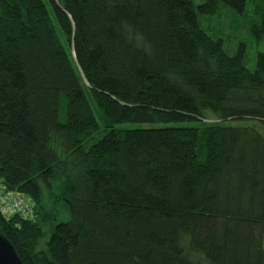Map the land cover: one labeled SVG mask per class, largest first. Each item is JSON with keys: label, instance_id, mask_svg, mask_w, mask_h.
I'll use <instances>...</instances> for the list:
<instances>
[{"label": "trees", "instance_id": "trees-1", "mask_svg": "<svg viewBox=\"0 0 264 264\" xmlns=\"http://www.w3.org/2000/svg\"><path fill=\"white\" fill-rule=\"evenodd\" d=\"M246 1L0 0V187L34 211L0 231L22 264H264V51L249 69L198 19ZM241 27L264 40V0Z\"/></svg>", "mask_w": 264, "mask_h": 264}, {"label": "rangeland", "instance_id": "rangeland-1", "mask_svg": "<svg viewBox=\"0 0 264 264\" xmlns=\"http://www.w3.org/2000/svg\"><path fill=\"white\" fill-rule=\"evenodd\" d=\"M195 4H197L200 0H192ZM259 0H247L245 11L243 13H236L228 10L226 12H223L220 15H223L224 13H227L230 16V19L232 20L231 23V31L228 28L227 24L229 22L226 20H220L217 13H214L212 15H204V16H198L199 23L201 27L206 30L207 32L215 35H219L224 39V45L225 47L232 48L236 44L245 42L246 48H245V64L249 69H252L254 67V63L256 60V56L258 52L264 51V40H255L251 39L248 35V33L242 29L241 24L243 22L245 15H251L253 12V6H256L258 4ZM204 17V18H203ZM202 18L204 19L205 23H203ZM225 25V26H223ZM230 32V33H229ZM236 45V46H237ZM232 124L235 125H243L246 123H251L252 120L250 119H240V120H231L229 121ZM197 122H182V123H169L168 125H181V126H194ZM116 127L120 128H131V127H145L149 126V124H139V123H133V122H123L115 125ZM259 131L264 135V127L259 128ZM51 193H48V190L45 191L43 195V216L42 222L43 225H46L44 227L45 230H49L50 223L54 222V219L58 220H65L68 218L67 210L64 206V203L62 200L58 198L59 190L56 187H53L50 189ZM37 219L40 217V215L36 214ZM48 238L47 235L43 237V240H46Z\"/></svg>", "mask_w": 264, "mask_h": 264}, {"label": "built area", "instance_id": "built-area-1", "mask_svg": "<svg viewBox=\"0 0 264 264\" xmlns=\"http://www.w3.org/2000/svg\"><path fill=\"white\" fill-rule=\"evenodd\" d=\"M0 214L10 217L15 214L34 219L33 201L22 191L0 187Z\"/></svg>", "mask_w": 264, "mask_h": 264}, {"label": "water", "instance_id": "water-1", "mask_svg": "<svg viewBox=\"0 0 264 264\" xmlns=\"http://www.w3.org/2000/svg\"><path fill=\"white\" fill-rule=\"evenodd\" d=\"M0 264H22L12 244L0 231Z\"/></svg>", "mask_w": 264, "mask_h": 264}]
</instances>
